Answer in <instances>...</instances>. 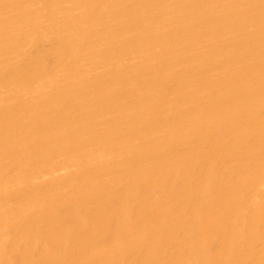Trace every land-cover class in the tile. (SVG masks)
<instances>
[{"label":"bare ground","instance_id":"6f19581e","mask_svg":"<svg viewBox=\"0 0 264 264\" xmlns=\"http://www.w3.org/2000/svg\"><path fill=\"white\" fill-rule=\"evenodd\" d=\"M0 264H264V0H0Z\"/></svg>","mask_w":264,"mask_h":264}]
</instances>
